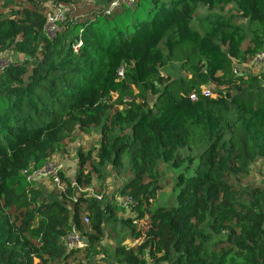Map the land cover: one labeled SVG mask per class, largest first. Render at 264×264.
<instances>
[{"label":"trees","instance_id":"1","mask_svg":"<svg viewBox=\"0 0 264 264\" xmlns=\"http://www.w3.org/2000/svg\"><path fill=\"white\" fill-rule=\"evenodd\" d=\"M1 1L0 53L18 59L0 70V264H74L79 252L102 264L105 234L115 264H264V185L231 183L264 162V71L233 68L264 48V0H120L112 11L116 0H98L81 13L73 0ZM59 3L68 10L50 35ZM94 130L96 158L78 151L75 178L59 174L64 192L34 186L31 175ZM162 166L175 177L158 203ZM111 172L115 194L134 202L125 217L73 186ZM73 226L84 248H67Z\"/></svg>","mask_w":264,"mask_h":264},{"label":"rangeland","instance_id":"2","mask_svg":"<svg viewBox=\"0 0 264 264\" xmlns=\"http://www.w3.org/2000/svg\"><path fill=\"white\" fill-rule=\"evenodd\" d=\"M41 1V0H40ZM98 0H73L76 4V7L80 11V13L87 9L89 5L97 6L95 2ZM3 7V1L0 0ZM233 9V7H228L225 11L227 12L228 9ZM8 9V8H7ZM209 12L205 8H200L197 11V16H205ZM49 14L46 15V17ZM238 22L242 25H247L245 20L239 19ZM194 28L198 29L197 21L195 20L193 23ZM199 30V29H198ZM53 35V34H51ZM18 55L13 52H4L0 53V70L7 66L8 61L17 60ZM233 68L237 70L238 74H249V75H257L259 72L264 71V64L259 62H254L253 60L248 64L237 65L233 62ZM179 70V64L174 63L171 65L170 69L164 74L169 76H174L175 72ZM170 78V77H169ZM135 93L138 94V91L135 90ZM148 99L149 96H146ZM151 101V97L149 99ZM101 142V136L99 130H94L91 134L85 133H77L76 138L73 142H68L66 145V149L63 152H59L54 154L49 162L47 167V172L54 167L59 168V173L65 178L73 180L75 176L79 172V158H78V151H82L83 153L92 152L93 159L95 160L96 154L98 152L99 146ZM162 180H161V193L158 198V203L165 202L172 197V188L174 184V175L175 172L171 169L167 168L166 166H162ZM30 179L34 181V186L39 189H43L47 193H54L59 194L60 191L55 185L53 184L52 178L48 173L42 174H33L30 176ZM122 183L121 177L116 174H109L108 178L104 181L93 180L91 188L97 194H103L104 198L109 197L111 198L113 204L115 205V212L122 217L132 214L131 210L122 208L120 205L122 197L119 194H115V191ZM231 183L236 186V189L240 192H244L249 188H253L256 186L264 185V162L263 160H257L254 162L248 171L247 174L239 175L238 177H233ZM161 201V202H160ZM156 205V203H153ZM79 233L83 236L81 230H78ZM129 246H134L136 242H132L127 240L125 242ZM101 248V254L95 259L102 264H115L114 262V251L115 245L112 238L108 237L107 234L103 237L99 244ZM85 252H79L76 254V259H70V263L80 264H87L85 262ZM151 264V263H150Z\"/></svg>","mask_w":264,"mask_h":264},{"label":"built area","instance_id":"3","mask_svg":"<svg viewBox=\"0 0 264 264\" xmlns=\"http://www.w3.org/2000/svg\"><path fill=\"white\" fill-rule=\"evenodd\" d=\"M126 2H132L133 0H124ZM121 4L120 0H116L115 2H113L111 4L110 7V11H112L113 9H115L116 7H118ZM68 10V8H66V6H64L63 4L59 3L56 6H54L52 8L51 13H49V15L46 17V25L45 28L48 32V34H55L56 30H58V25L61 21L64 20L65 17V13ZM254 62H259V63H263L264 64V48L263 50L258 53L254 59ZM126 70V66H122L120 67V69L118 70V77L120 79L124 78V72ZM202 93L204 96L210 97V98H215V94L212 92V90L208 87H204L202 90ZM192 100H195L196 97L195 95L191 96ZM47 167L48 164L46 165V167L40 171V172H36L35 174L39 173H48L53 181V184L55 185V187H57L60 191L64 192L65 188H64V184L62 183V180L60 178V173H59V168L54 167L51 168L48 172H47ZM74 187H76L78 189V194L87 196V197H93L96 198L98 200H101L104 195L103 194H97L93 191V189L91 188V186L87 187V188H81L78 187L76 184H73ZM134 202L131 198L129 197H122L120 205L122 208L125 209H132ZM84 224L88 225L89 224V218L85 217L84 218ZM86 239L79 233V231L76 229L75 226L72 227V230H70V232L68 233L66 239H65V244L67 246L68 249H81L84 248L86 246Z\"/></svg>","mask_w":264,"mask_h":264},{"label":"bare ground","instance_id":"4","mask_svg":"<svg viewBox=\"0 0 264 264\" xmlns=\"http://www.w3.org/2000/svg\"><path fill=\"white\" fill-rule=\"evenodd\" d=\"M58 27H59V25H58Z\"/></svg>","mask_w":264,"mask_h":264}]
</instances>
